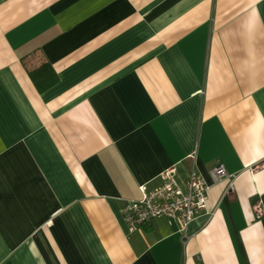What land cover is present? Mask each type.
<instances>
[{"label":"crops","instance_id":"crops-1","mask_svg":"<svg viewBox=\"0 0 264 264\" xmlns=\"http://www.w3.org/2000/svg\"><path fill=\"white\" fill-rule=\"evenodd\" d=\"M172 166L209 213L129 231ZM0 264H264V0H0Z\"/></svg>","mask_w":264,"mask_h":264},{"label":"built area","instance_id":"built-area-1","mask_svg":"<svg viewBox=\"0 0 264 264\" xmlns=\"http://www.w3.org/2000/svg\"><path fill=\"white\" fill-rule=\"evenodd\" d=\"M250 171L257 168L256 164L248 166ZM175 167H169L160 174L161 183L152 190L140 186L142 197L139 200L126 201L122 206V214L129 231H135L139 226L157 216L177 220L180 231L186 233L190 222L201 214H208L206 191L208 186L203 177L194 167L189 171L188 177L181 186L175 178ZM214 181L229 179L223 164H217L211 169ZM231 190L232 182H228Z\"/></svg>","mask_w":264,"mask_h":264},{"label":"trees","instance_id":"trees-1","mask_svg":"<svg viewBox=\"0 0 264 264\" xmlns=\"http://www.w3.org/2000/svg\"><path fill=\"white\" fill-rule=\"evenodd\" d=\"M29 75L39 90H43L54 83L57 79L55 73H52L50 66L43 63L40 67L30 70Z\"/></svg>","mask_w":264,"mask_h":264}]
</instances>
